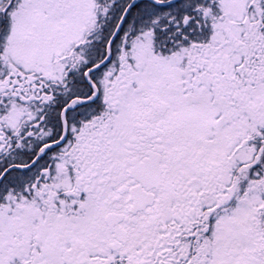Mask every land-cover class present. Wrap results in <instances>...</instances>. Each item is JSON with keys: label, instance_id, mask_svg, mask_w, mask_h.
Masks as SVG:
<instances>
[{"label": "snow or ice", "instance_id": "1", "mask_svg": "<svg viewBox=\"0 0 264 264\" xmlns=\"http://www.w3.org/2000/svg\"><path fill=\"white\" fill-rule=\"evenodd\" d=\"M0 264H264V0H0Z\"/></svg>", "mask_w": 264, "mask_h": 264}]
</instances>
